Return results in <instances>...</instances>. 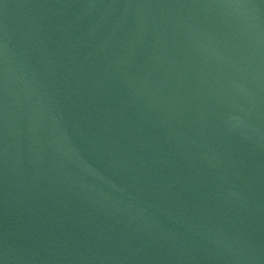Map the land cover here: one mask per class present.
<instances>
[{
  "label": "water",
  "instance_id": "obj_1",
  "mask_svg": "<svg viewBox=\"0 0 264 264\" xmlns=\"http://www.w3.org/2000/svg\"><path fill=\"white\" fill-rule=\"evenodd\" d=\"M0 264H264V0H0Z\"/></svg>",
  "mask_w": 264,
  "mask_h": 264
}]
</instances>
